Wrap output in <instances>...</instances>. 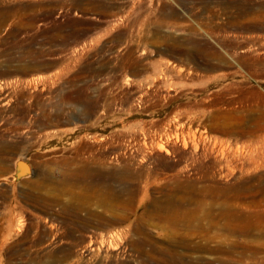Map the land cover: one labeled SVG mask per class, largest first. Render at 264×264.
<instances>
[{
	"label": "rangeland",
	"instance_id": "obj_1",
	"mask_svg": "<svg viewBox=\"0 0 264 264\" xmlns=\"http://www.w3.org/2000/svg\"><path fill=\"white\" fill-rule=\"evenodd\" d=\"M0 15V145L17 147L0 164V264H264V0H0ZM201 148L218 160L197 172ZM118 149L134 172L157 177L155 192L64 178L65 162L82 150L107 155L103 167L84 162L121 171ZM237 185L250 196L237 201L251 207L228 205L253 213L261 231L233 234L218 218ZM170 188L194 198L191 229L162 221L158 190ZM94 214L120 222L98 230L88 223ZM80 234L92 246L74 256Z\"/></svg>",
	"mask_w": 264,
	"mask_h": 264
},
{
	"label": "bare ground",
	"instance_id": "obj_2",
	"mask_svg": "<svg viewBox=\"0 0 264 264\" xmlns=\"http://www.w3.org/2000/svg\"><path fill=\"white\" fill-rule=\"evenodd\" d=\"M21 11V10H20ZM14 12V11H13ZM3 14V13H2ZM47 14V13H46ZM5 16H7V14H4ZM4 15L2 16V15H0V16H2V17H4ZM0 19H2V18H0ZM9 19H10V17H9ZM31 19V18H30ZM264 19V18H263ZM6 20V19H5ZM1 21V20H0ZM19 21V20H18ZM33 21V20H32ZM35 21V20H34ZM2 22V21H1ZM6 22V21H5ZM11 22V21H10ZM3 23V22H2ZM13 23H14V21H13ZM0 25H2V24H0ZM29 25H31V24H28V26ZM5 26V25H4ZM16 26V25H15ZM25 27H27V26H25ZM3 28V27H2ZM1 28V30H3ZM8 28V27H7ZM51 29V28H50ZM13 30V29H12ZM14 30H17V29H14ZM29 30V29H28ZM21 31V30H20ZM19 34V33H18ZM1 37H3V36H1ZM4 38V37H3ZM46 38V37H45ZM5 40V39H4ZM9 41V40H8ZM60 41V40H59ZM5 42V41H4ZM25 43H27V42H25ZM5 44V43H4ZM10 44V43H9ZM17 44V43H16ZM36 45V44H35ZM31 48V47H30ZM41 48V47H40ZM29 49V48H28ZM34 49V48H33ZM32 51V50H31ZM37 52V51H36ZM5 53H7V52H5ZM34 53V52H33ZM42 53H44V52H42ZM11 54V53H10ZM17 55V54H16ZM39 55V54H38ZM18 56V55H17ZM34 56V55H33ZM0 58H2V57H0ZM33 58V57H32ZM28 59V58H27ZM2 60V59H1ZM24 60V59H23ZM26 60V59H25ZM11 61V60H10ZM6 62V61H5ZM23 62V61H22ZM53 63V62H52ZM8 65V64H7ZM16 65V64H15ZM22 65V64H21ZM30 65V64H29ZM41 65V64H40ZM27 66V65H26ZM43 66V65H42ZM13 68V67H12ZM16 69V68H15ZM32 69V68H31ZM28 70H29V68H28ZM28 70H27V72H28ZM23 71V70H22ZM25 73V72H24ZM4 74V73H3ZM21 97V96H20ZM47 100V99H46ZM59 101V100H58ZM6 104V103H5ZM3 106V105H2ZM45 106V105H44ZM23 114V113H22ZM33 115V114H32ZM38 116V115H37ZM36 116V117H37ZM35 117V118H36ZM42 119V118H41ZM32 120V119H31ZM1 121V120H0ZM10 121V120H9ZM33 121V120H32ZM51 121V120H50ZM2 122V121H1ZM30 122V121H29ZM49 122V121H48ZM15 124V123H14ZM58 124V123H57ZM56 124V125H57ZM7 125V124H6ZM21 125V124H20ZM41 125V124H40ZM7 127V126H6ZM22 127V126H21ZM0 128H1V126H0ZM5 128V127H4ZM3 128V129H4ZM48 128V127H47ZM15 129H16V127H15ZM29 129V128H28ZM43 129V128H42ZM49 129V128H48ZM190 129V128H189ZM22 130H24V129H22ZM42 131V130H41ZM4 132V131H3ZM13 132V131H12ZM16 132V131H15ZM34 132V131H33ZM9 133V132H8ZM18 133V132H17ZM36 134V133H35ZM43 134H45V133H43ZM7 135V134H6ZM34 135V134H33ZM56 136V135H55ZM28 138V137H27ZM179 136H177V135H175V142H177V140H179ZM5 139V138H4ZM3 138L1 139V142H4V143H2L1 145H0V164H2V162H5L6 160H8V158H9V156H12V154L14 153V148H17L16 146H15V144H9L8 142L9 141H5ZM8 140V139H7ZM30 140V139H29ZM12 141V140H11ZM181 141H183V147L184 148H186V146H187V142L184 140V139H181ZM24 142V141H23ZM46 143V142H45ZM40 144V146H41V143H39ZM169 145V144H168ZM222 146V145H221ZM224 146H222V148H223ZM226 147H224L223 149H221V150H219L221 153H223L224 152V149H225ZM82 149V148H81ZM169 148H167L166 149V147H165V145L164 144H160V145H158V147H157V150L160 152V153H164L165 155L166 154H168L169 153V150H168ZM195 149L197 150V145H195ZM206 149V148H205ZM205 149H203V148H201V152H199L198 154H197V156H195L194 158L196 159V162H198L199 164H198V166L197 167H195V170H198L197 172H199V170H202V168H207V167H209L210 168V166H213V164H215L216 165V162H212V161H215L216 159L218 160V158H216L218 155H216V159H214V160H211L210 161V157H209V159H208V156H207V154H208V152H207V154H206V151H205ZM71 150V149H70ZM77 150V149H76ZM76 150H75V152H76ZM79 150V149H78ZM85 150H87V149H85ZM90 150V149H89ZM88 150V152H90ZM121 150V149H120ZM119 149H118V153H122L123 154V156L124 157H126V159H125V161H124V163H123V165H122V170L121 171H118L117 170V172H112V171H110L109 172V170H108V172L107 171H104L105 169H102V165L103 164H105V157L107 156V155H105V153H100V152H98V153H93V154H91V153H83L82 151H81V153H78L76 156H74V158H73V165H71V163H72V159H70L71 160V163H69L68 161H64L65 162V167H64V169H63V172H64V178L67 180V181H70L71 179H78V181L80 180V181H89V180H91V182L92 181H94L95 179L97 180V179H99V180H101L102 179V181H103V179H104V181H105V179L107 178V180L106 181H110V180H108V179H112V180H114V179H117L118 181H123L126 185H125V190L127 191H130V192H140V193H143V194H147V192L152 188V190L154 191V187H152V183H154V182H156L157 180H156V178L155 177H153V175H151L150 173H146V174H144V173H141V172H138V173H136V172H134L133 171V169H132V165H131V163H130V159H129V156L130 155H128V156H126V151H120ZM16 151H18L17 149H16ZM101 151V150H100ZM218 151V152H219ZM19 152V151H18ZM17 152V154H20V152L18 153ZM86 152V151H85ZM102 152V151H101ZM105 152V151H104ZM198 152V151H197ZM77 153V152H76ZM116 153V152H115ZM16 154V155H17ZM224 154V153H223ZM221 155V154H220ZM225 155H227V154H225ZM109 156V155H108ZM222 156V155H221ZM220 156V157H221ZM57 157V156H56ZM223 157H224V155H223ZM88 159L89 161L90 160H92V161H99V162H97L98 164H100L102 167H96V166H93V165H90L89 163H87V162H84V160L83 159ZM107 158V157H106ZM118 158V157H117ZM222 158V157H221ZM46 160V159H45ZM44 160V161H45ZM65 160H66V158H65ZM216 160V161H217ZM40 161V160H39ZM86 161V160H85ZM95 161V162H96ZM68 162V163H67ZM91 162V161H90ZM7 163V162H6ZM42 163V162H41ZM49 163V162H48ZM107 163V162H106ZM50 164V163H49ZM211 164V165H210ZM221 164V163H220ZM52 166V165H51ZM57 166V165H56ZM106 166H107V164H106ZM48 167V166H47ZM50 167V166H49ZM58 167V166H57ZM108 167V166H107ZM106 167V168H107ZM215 167V166H214ZM213 167V168H214ZM221 167V166H220ZM53 168H55V167H53ZM60 168H62V167H60ZM187 165H185V167L183 168V170L181 171V169L179 170V174H182V172L183 173H185L186 171H188L187 170ZM208 168V169H209ZM233 169V168H232ZM58 170H60V169H58ZM231 170V169H230ZM53 171V170H52ZM205 171V170H204ZM143 172V171H142ZM203 172V171H202ZM232 172V171H231ZM61 173V172H60ZM179 174H175V172H173L172 173V179L174 178H176ZM205 174V173H204ZM62 175V174H61ZM40 176V175H39ZM44 176V175H43ZM170 176H171V173H170ZM158 178H161V179H165V178H167L166 177V174L164 173V174H162V175H160V176H158ZM173 179V180H174ZM96 181V182H100V181ZM137 180H140L139 182H141L142 184H139L138 182H137ZM73 181V180H72ZM245 181V180H244ZM90 182V183H91ZM112 182H114V181H112ZM116 182V181H115ZM238 182V181H237ZM246 182V181H245ZM76 184V183H75ZM87 184V183H86ZM105 184V183H104ZM108 184V183H107ZM165 184V183H164ZM186 184H188V185H185L186 187H188L189 186V183H186ZM237 184V183H236ZM236 184L234 185V186H236ZM241 183L239 182V185H240ZM72 185V184H71ZM110 185V184H109ZM242 185V184H241ZM244 185V184H243ZM242 185V186H243ZM247 185H248V183H247ZM177 186H179L178 184H177ZM184 186V185H183ZM190 186H191V188H192V185L190 184ZM190 186L188 187V188H190ZM212 186V185H211ZM213 186H215V185H213ZM231 186H233L232 184H231ZM229 187V189L231 190V188H232V191L228 194V193H226L227 194V197H226V199L228 200V202H227V204L225 205V206H223L224 207V209H221V208H219V209H221L217 214H218V218H220L219 216H221V217H223L224 218V222H223V227H225V228H227V232H230L231 230H232V233L234 234V231H237L238 232V230H239V232L240 233H250V232H253V231H255V230H260L261 231V229H263V228H261L260 227V225H258L257 227H255L256 225H255V222H256V220L254 219V220H251V215L253 214V213H251V215H249V214H246L245 212H243L242 213V211H244V209H246V208H244L243 210H241V206L239 205L240 203H242V202H244L243 204L244 205H248V204H245V200L246 199H248L250 196L247 194V191H244L245 189L244 188H242V189H244V190H242L241 188H239L238 187V185H237V189H233V187ZM252 187V185H249L248 186V189H246V190H248V192H249V187ZM254 186V185H253ZM259 186H261V185H259ZM259 186H257V188H259ZM112 187V186H111ZM175 187V186H174ZM173 187V188H174ZM182 187V186H181ZM221 187V186H220ZM226 187V186H225ZM244 187V186H243ZM74 188V187H73ZM110 188V187H109ZM160 188H161V186H160ZM176 188H178V187H176ZM214 188V187H213ZM215 188L219 191V190H222V189H220L219 187H216L215 186ZM223 188V187H222ZM227 188V191L229 190L228 189V186L226 187ZM261 188V187H260ZM162 189V188H161ZM161 189H157L159 192H160V194H161V196H160V199L158 200L157 199V203H158V205H159V207H160V209L161 210H163V211H165L164 213H166V214H164V216H163V220L162 221H165V222H167L168 224H170V225H172V226H176V227H178V230L179 229H181L182 230V228H179V227H186V228H189L190 227V229H191V226H192V222H194L196 219L194 218V216H193V213H191L192 211H194V210H190L191 212H189V209H191V207H189V205L191 206V202L194 204V202H193V200H194V198L192 197V196H190L188 199H186L185 198V196L187 195V196H189V193L188 192H185L186 193V195H185V193H184V191L183 190H181L183 193H184V195L185 196H182L183 195V193H182V195L181 196H177V194L175 193V191H174V189H166V190H164V191H160ZM185 189V188H184ZM193 189V188H192ZM208 189V188H207ZM209 189H211V188H209ZM252 189V188H251ZM255 189H256V187H255ZM163 190V189H162ZM180 190V189H179ZM189 190V189H188ZM212 190V189H211ZM211 190H210V192H211ZM225 190V189H224ZM258 190V192H260V190L259 189H256L255 191H257ZM99 191V190H98ZM152 191V192H153ZM187 191V190H186ZM199 191H201V189L199 190ZM198 191V192H199ZM217 191V192H218ZM226 191V190H225ZM151 192V191H150ZM155 192V191H154ZM193 192V191H192ZM196 192V191H195ZM209 192V193H210ZM214 192H216V190H214ZM229 192V191H228ZM253 192V191H252ZM90 193V192H89ZM127 193V192H126ZM188 193V194H187ZM204 193H206V191L204 192ZM204 193H203V196H204ZM208 193V192H207ZM208 193V194H209ZM212 194H213V192H211ZM219 193V192H218ZM217 193V194H218ZM220 193H224V191L222 190V192H220ZM131 193H129V195H130ZM193 194V193H192ZM212 194H210L211 196H212ZM216 194V195H217ZM253 194V193H252ZM258 194V193H257ZM196 196H198L197 194H195ZM215 195V194H214ZM221 195V194H220ZM224 195H225V193H224ZM253 195H255V194H253ZM112 196V195H111ZM158 196V197H159ZM199 196H202V194L201 195H199ZM198 196V197H199ZM202 196V197H203ZM208 196V195H207ZM218 196V195H217ZM247 196V197H246ZM249 196V197H248ZM35 197H36V195H35ZM193 199H192V198ZM201 197V198H202ZM205 197V196H204ZM215 196H213V198H214ZM219 197V196H218ZM223 199H219V201L217 200V199H215V200H217V202H219L220 203V201H221V204H218V205H222V200L223 201H225L226 199L224 198L225 196H221ZM220 197V198H221ZM200 198V200H203V199H201ZM216 198V197H215ZM246 198V199H245ZM254 198V197H253ZM256 198V197H255ZM92 199H93V197H92ZM230 199H236V201L239 199H245L244 201H242L241 200V202H239V201H237V202H239V204L235 201V200H233V201H235L236 203H237V205H239L238 207H241L239 210L237 209H234V210H232L231 208H230V206L232 205V206H234L233 204H229L230 202L229 201H231ZM257 199V198H256ZM199 200V201H200ZM206 200V199H205ZM210 200V199H209ZM214 200V199H213ZM214 200V202L217 204V202ZM251 200V199H250ZM254 200V199H253ZM105 201V200H104ZM197 201V200H196ZM199 201L197 202L198 204H199ZM252 201V200H251ZM114 202V201H113ZM156 202V201H155ZM250 202V201H249ZM248 202V203H249ZM200 203H201V201H200ZM202 203H203V201H202ZM205 203V202H204ZM209 203V202H208ZM211 203V202H210ZM215 203H213L212 205H214ZM223 203V204H224ZM234 203V202H233ZM236 203H235V206H236ZM252 202H250L249 204H251ZM192 204V205H193ZM197 204V205H198ZM207 204V203H206ZM205 204V205H206ZM230 206H229V205ZM84 205V204H83ZM195 205H196V203H195ZM196 205V206H197ZM204 205V204H203ZM209 204H207V206H208ZM228 205V206H227ZM199 206H201V205H199ZM206 206V207H207ZM211 206V205H210ZM227 206V207H226ZM234 206V207H235ZM245 206V207H246ZM249 206V205H248ZM248 206H247V209H246V212H247V210L248 209H250V208H248ZM203 207V206H202ZM205 207V206H204ZM203 207V208H204ZM205 207V208H206ZM212 207V209H213V207L214 206H211ZM237 207V206H236ZM249 207H251V206H249ZM204 208V209H205ZM215 208V207H214ZM88 209V208H87ZM194 209V208H193ZM198 209H201V208H198ZM204 209L203 210H201V211H204ZM208 209L209 208H206V211H204V212H207L208 211ZM253 209V211H254V209H255V207L254 208H252ZM256 209H258V208H256ZM255 209V210H256ZM241 210V211H240ZM210 211H211V209H210ZM210 211H208V213H205L206 214V216L207 215H209V213H210ZM215 211H218V210H216L215 209ZM252 211V210H251ZM252 211V212H253ZM204 212H202L203 214H204ZM214 212V211H213ZM263 212V211H261V209H260V211H259V209H258V211H257V215L259 216V214L261 215V213ZM201 213V214H202ZM245 213V214H244ZM256 213V212H255ZM259 213V214H258ZM196 214H199V212H196ZM202 214V215H203ZM205 214H204V217L203 218H205L204 220L205 221H208V219L205 217ZM211 214H214V213H212L211 212ZM216 214V215H217ZM77 215H79V214H77ZM88 215V214H87ZM86 215V216H87ZM201 215V216H202ZM263 215V214H262ZM261 215V216H262ZM80 216V215H79ZM195 216H197V215H195ZM89 218H88V223H89V225L91 224V226L93 227L94 226V228H96V229H98V230H106V229H108V226L109 225H112L113 223L115 224V222H117V223H119L120 222V219L117 221V219H115V218H117V217H115V218H113V217H105V216H100V215H96V214H94V217H93V219H90V215L88 216ZM200 217V216H199ZM212 217H214L213 215H212ZM212 217H210V215H209V218H212ZM260 217V216H259ZM65 218V217H64ZM66 218H68V217H66ZM82 218V217H81ZM196 218H198V217H196ZM202 218V217H201ZM200 218V219H201ZM203 218L201 219V221L203 220ZM254 218H256L255 216H254ZM262 219L264 218V215H263V217H261ZM261 218H258V219H260L261 220ZM77 219V218H76ZM90 219V220H89ZM122 219V218H121ZM195 219V220H194ZM199 219V218H198ZM214 219H215V221L217 220L216 219V217H214ZM194 220V221H193ZM223 220V219H222ZM65 221H67V220H65ZM122 221V220H121ZM200 221V220H199ZM198 221V222H199ZM219 221V220H218ZM61 222V221H60ZM84 222V224H85V222L86 221H83ZM209 222V221H208ZM211 222H212V219L210 220V224H211ZM258 222H260V221H258ZM264 222V221H263ZM262 222V223H263ZM80 223V222H79ZM87 223V224H88ZM206 223V222H205ZM213 223H214V225H216L217 224V222H214L213 221ZM216 223V224H215ZM219 223H221L220 221L218 222V227H216V226H214V225H212V226H214V227H216L217 228V230H218V228L220 227V228H222V225H220L219 226ZM69 224V223H68ZM87 224H86V226H87ZM163 224H165V223H163ZM161 225V227H165L167 224H165V226L164 225ZM199 224H201V222L199 223ZM197 225L198 226V228L200 227V225ZM208 223H206V225H207ZM258 224V223H257ZM62 225V224H61ZM65 225V224H64ZM76 225V224H75ZM88 225V226H89ZM194 225V224H193ZM204 225V228L202 227ZM253 225H255L254 227H253ZM68 226V225H67ZM169 226V225H168ZM196 226V225H195ZM208 226H210V225H208ZM207 226V227H208ZM211 226V227H212ZM264 226V225H263ZM170 227V226H169ZM175 227V228H176ZM193 227V226H192ZM201 227L204 229V233H206V235H208V232L210 231L206 226H205V224H203V222H202V224H201ZM260 227V228H259ZM82 228V227H81ZM87 228H89V227H87ZM185 228V229H186ZM195 229H196V227H194ZM205 228H207V229H205ZM224 228V229H225ZM90 229V228H89ZM169 229H172V228H169ZM169 229H167V227H166V230H165V232L168 230L169 231ZM173 229H174V227H173ZM177 229V228H176ZM211 229V228H210ZM212 229H213V227H212ZM175 230V229H174ZM194 230V229H193ZM198 230H200V229H198ZM197 230V231H198ZM206 230H207V232H206ZM214 231L216 230V229H213ZM226 230V229H225ZM88 231V230H87ZM168 231H167V233H168ZM176 232H177V230H175ZM203 231V230H202ZM200 232V231H198V232H196V233H203V232ZM212 231V230H211ZM219 231V230H218ZM178 232H180V231H178ZM177 232V233H178ZM184 232V231H183ZM182 232V233H183ZM187 232H188V229H187ZM226 232V231H225ZM237 232H235V233H237ZM239 232H238V234H239ZM81 233V232H80ZM164 233V232H163ZM167 233H165V234H167ZM172 233V232H171ZM182 233H178L179 235L180 234H182ZM203 233V234H204ZM256 233V232H255ZM258 233V232H257ZM262 233H263V230H262ZM261 232H260V234H262ZM169 235H170V231H169V233H168ZM184 234H186V233H184ZM184 234H182V235H184ZM189 234V233H188ZM188 234H186L185 236H188ZM191 234H192V236H193V233L191 232ZM203 234H201L202 236H204ZM230 234V233H229ZM69 235V234H68ZM72 235V234H71ZM77 235V234H76ZM172 235V234H171ZM173 235H175V234H173ZM172 235V236H173ZM181 235V236H182ZM195 235V234H194ZM210 235V234H209ZM208 235V236H209ZM228 235V234H227ZM231 235V234H230ZM240 235V234H239ZM251 235V234H250ZM263 235V234H262ZM171 236V237H172ZM178 236V235H177ZM180 236V237H181ZM184 236V237H185ZM208 236H206V237H208ZM76 237H78V236H76ZM87 237H89V236H87L86 234L84 235V234H80V237L79 238H76V240L74 241V243L72 242V244H71V246L74 244L75 246H74V248L76 247H78L77 248V250H74L73 251V249L71 250V249H68V250H70L72 253H73V255L74 256H78L79 255V251L81 252V253H84V251H87L88 253H89V250H90V248H89V246L91 245V240H88V238ZM174 237V236H173ZM183 237V236H182ZM181 237V238H182ZM205 237V236H204ZM210 237H211V235H210ZM210 237H208V238H206V239H209ZM212 237H213V235H212ZM87 238V239H86ZM179 238V237H178ZM70 239V238H69ZM172 239H174V238H172ZM180 239V238H179ZM202 239H204L205 241H206V239L205 238H202ZM212 239V238H211ZM141 240V239H140ZM150 240H151V238H148L147 236H145L144 235V237H143V239L141 240V242L142 243H149L150 242ZM176 240H177V238H176ZM181 240V239H180ZM187 240V239H186ZM189 240V242H190V240H191V236H190V238L188 239ZM73 241V240H72ZM152 241V240H151ZM170 241V240H169ZM173 241V240H172ZM185 241V239L183 240L182 239V241L181 242H184ZM204 241V242H205ZM210 241V240H209ZM213 241V240H212ZM71 242V241H70ZM135 242V241H134ZM138 242L139 241H136V243H137V245H135L134 247H138ZM180 242V243H181ZM188 242V243H189ZM192 242V241H191ZM197 242V241H196ZM196 242H193V243H195V247H196V251H197V246H196ZM201 242V241H200ZM204 242H201L200 244H202L203 245V248H204V245H206V242H205V244H204ZM136 243H134V244H136ZM155 243V242H154ZM169 243V242H168ZM175 243H177V241L175 242ZM178 243H179V241H178ZM188 243H186V245L188 244ZM209 243V242H208ZM131 244V243H130ZM152 244V243H151ZM191 244V243H190ZM234 244H236V243H234ZM246 244H247V242H246ZM246 244H245V246H246ZM132 246H133V244H131ZM148 245V244H147ZM181 245V244H180ZM182 245L184 246V244L182 243ZM192 245V244H191ZM220 245H222V243L220 244ZM219 245V246H220ZM224 245V244H223ZM92 246V245H91ZM163 246V245H162ZM162 246H160V247H162ZM173 246H174V244H173ZM190 246V245H189ZM188 246V248L189 249H191L190 247ZM193 246H194V244H193ZM193 246H192V249H193ZM259 246V245H258ZM110 247V246H109ZM139 247H140V245H139ZM138 247V248H139ZM165 246H163V248H164ZM181 247V246H180ZM194 247V248H195ZM200 247H202V246H200ZM199 246H198V248H200ZM222 247V246H221ZM220 247V248H221ZM227 247V246H226ZM260 247V246H259ZM70 248V247H69ZM133 247H130V250L132 249ZM138 248H137V250H138ZM177 248H179V245H178V247ZM185 248V247H184ZM202 248V249H203ZM205 248H207L206 246H205ZM220 248H217V249H220ZM231 248V247H230ZM60 249V248H59ZM114 249H115V247H114ZM114 249H112V250H114ZM159 249V248H158ZM157 249V250H158ZM181 249V248H180ZM201 248L199 249V250H202ZM226 249V248H225ZM259 249V248H258ZM141 250V249H140ZM171 250V249H170ZM198 250V251H199ZM221 250V249H220ZM231 250V249H230ZM167 251V250H166ZM205 251V250H204ZM70 252V253H71ZM142 252V251H141ZM168 252V251H167ZM166 252V253H167ZM68 253V252H67ZM72 253L71 254H69V256L71 255V256H73L72 255ZM144 253V252H143ZM159 253V252H158ZM164 253V252H163ZM172 253V252H171ZM169 254V253H168ZM112 257H114L115 256V254H110ZM140 255V254H139ZM159 255V254H158ZM171 254H169L168 255V257H171L172 259H173V261H174V259L176 258V256H174V253L170 256ZM164 256V255H163ZM178 256V255H177ZM182 256H184V255H182ZM107 257V256H106ZM154 257V256H153ZM167 257V255L165 256V258ZM95 258V257H94ZM164 258V259H165ZM148 259V258H147ZM155 259V258H154ZM160 259H163V258H160ZM169 259V258H168ZM172 259L170 260L171 262H172ZM196 259V258H195ZM118 260V259H117ZM158 260V259H157ZM183 260V259H182ZM159 261V260H158ZM157 261V262H158ZM164 261V260H163ZM163 261H161V262H158V263H160V264H163L162 262ZM181 261V260H180ZM179 261V262H180ZM166 262V261H165ZM221 262V261H220ZM122 263V262H121ZM183 263H186V262H183ZM193 264H194V262H192ZM196 263V262H195ZM97 264H102V263H97ZM108 264H113L112 262L111 263H108ZM117 264V263H116ZM178 264V263H177Z\"/></svg>",
	"mask_w": 264,
	"mask_h": 264
}]
</instances>
